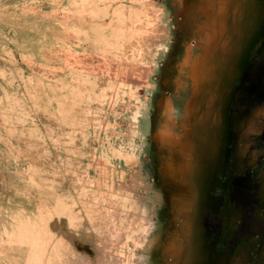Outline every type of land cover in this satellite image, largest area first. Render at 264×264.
I'll list each match as a JSON object with an SVG mask.
<instances>
[{
  "label": "rangeland",
  "instance_id": "rangeland-1",
  "mask_svg": "<svg viewBox=\"0 0 264 264\" xmlns=\"http://www.w3.org/2000/svg\"><path fill=\"white\" fill-rule=\"evenodd\" d=\"M0 264H264V0H0Z\"/></svg>",
  "mask_w": 264,
  "mask_h": 264
},
{
  "label": "bare ground",
  "instance_id": "bare-ground-1",
  "mask_svg": "<svg viewBox=\"0 0 264 264\" xmlns=\"http://www.w3.org/2000/svg\"><path fill=\"white\" fill-rule=\"evenodd\" d=\"M209 56V55H208ZM207 60V59H206ZM212 62V61H211ZM199 64H201L202 65V61H199L198 62ZM200 65V66H201ZM218 66V65H217ZM204 68H206V66L204 67ZM215 70V69H214ZM193 73H192V78L194 79V85H195V90L196 91H200L201 90V88H202V86H200L199 84H200V79H202V78H205V75L204 74H208L210 77H212V75H211V70H210V72H208V73H205V71H203V69H201V67H199V65H194V68H193V71H192ZM217 72V71H216ZM207 75V76H208ZM208 76V77H209ZM204 82H206V81H204ZM211 82H214V81H212L211 80ZM217 84H218V81L216 82ZM216 83L214 82V83H212L211 84V88H210V90H213V88H212V86H215L216 85ZM207 86H209V85H207ZM217 86V85H216ZM202 92H203V90H201ZM190 110V109H189ZM190 112V111H189ZM188 112V113H189Z\"/></svg>",
  "mask_w": 264,
  "mask_h": 264
},
{
  "label": "crops",
  "instance_id": "crops-1",
  "mask_svg": "<svg viewBox=\"0 0 264 264\" xmlns=\"http://www.w3.org/2000/svg\"><path fill=\"white\" fill-rule=\"evenodd\" d=\"M191 132H194V130H196V128L194 129L192 126L190 127Z\"/></svg>",
  "mask_w": 264,
  "mask_h": 264
}]
</instances>
